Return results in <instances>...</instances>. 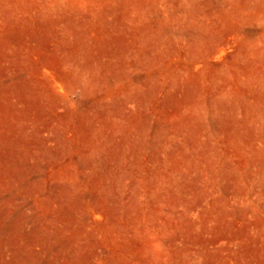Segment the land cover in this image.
<instances>
[{
  "label": "rangeland",
  "instance_id": "rangeland-1",
  "mask_svg": "<svg viewBox=\"0 0 264 264\" xmlns=\"http://www.w3.org/2000/svg\"><path fill=\"white\" fill-rule=\"evenodd\" d=\"M0 264H264V0H0Z\"/></svg>",
  "mask_w": 264,
  "mask_h": 264
}]
</instances>
